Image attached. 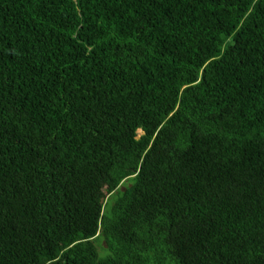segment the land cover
<instances>
[{"label":"trees","instance_id":"1","mask_svg":"<svg viewBox=\"0 0 264 264\" xmlns=\"http://www.w3.org/2000/svg\"><path fill=\"white\" fill-rule=\"evenodd\" d=\"M0 264H264V0H0Z\"/></svg>","mask_w":264,"mask_h":264},{"label":"rangeland","instance_id":"2","mask_svg":"<svg viewBox=\"0 0 264 264\" xmlns=\"http://www.w3.org/2000/svg\"><path fill=\"white\" fill-rule=\"evenodd\" d=\"M140 134H141V133H140L139 131H136V135H137V136L140 135ZM123 184L126 185L127 182H123Z\"/></svg>","mask_w":264,"mask_h":264}]
</instances>
